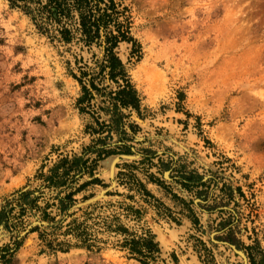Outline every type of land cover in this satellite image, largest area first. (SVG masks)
Segmentation results:
<instances>
[{
  "label": "rangeland",
  "instance_id": "obj_1",
  "mask_svg": "<svg viewBox=\"0 0 264 264\" xmlns=\"http://www.w3.org/2000/svg\"><path fill=\"white\" fill-rule=\"evenodd\" d=\"M117 2L139 51L131 57L121 43L116 54L140 107L121 112L124 134L112 131L108 140L107 131H88L95 119L109 124L99 111L105 102L94 95L89 107L78 106L81 88L69 74L79 76L75 59L91 66L100 51L50 40L24 9L0 0V208L19 190L51 199L40 189V169L99 148V137L105 146L121 139L130 154L99 160L101 184L76 195L72 211L92 207L94 217L117 215L138 234L149 230L160 247L152 264H250V255L264 264V0ZM190 172L206 182L203 209L194 191L181 188ZM140 186L155 201L144 203ZM181 200L193 202L192 213ZM129 205L143 210L139 222L126 218ZM13 223L11 231L0 226V249L15 240L21 246L0 264H140L112 238L98 252H56L29 232L36 218Z\"/></svg>",
  "mask_w": 264,
  "mask_h": 264
},
{
  "label": "trees",
  "instance_id": "obj_2",
  "mask_svg": "<svg viewBox=\"0 0 264 264\" xmlns=\"http://www.w3.org/2000/svg\"><path fill=\"white\" fill-rule=\"evenodd\" d=\"M117 1L8 0L11 6L24 9L25 14L31 17L39 31L50 40L63 45L73 44L80 50L96 48L100 51L98 58L92 57L89 62L91 66L87 63L78 67L77 65L82 63L83 59L82 57L75 59L74 66L79 76L71 70L69 74L81 88V96L77 100L78 106L85 103L89 107L94 95L100 96L105 102V109L102 108L99 111L107 115L109 124L95 119L96 128L90 126L88 131L91 135H101L107 131L108 140H111L112 131L124 134L122 121L126 116L121 112L124 110L139 113L140 107L139 97L130 83L125 64L116 54V49L121 43L131 46V57L139 51V46L130 36V22L126 9ZM105 83L114 85V90L107 92L109 86ZM80 111L85 112L84 109ZM89 115L94 117L97 113L89 112ZM104 141L105 139L97 138L96 144H102V146L86 148L80 157L58 160L46 174H43V169H40L36 175V178L42 180L43 185L40 189L52 191L53 197L44 200L43 192L17 191L12 199L6 201L0 208V226L11 231L16 226L13 220L21 223L23 218L29 215L40 223L29 232L37 233L38 240L49 250L68 252L78 248L98 252L108 243V238H112L114 239L111 243L112 247L125 252L129 258L140 264L155 263L160 256V247L149 230L138 234L124 224L117 215L94 217L92 212H88L92 207L81 211L80 216L77 215V211H72L77 203L74 198L76 195L89 186L101 184L100 180L94 177L96 163L99 160L112 155L130 154V148L121 139L113 146H105ZM90 153L95 154L94 160L85 158V155ZM86 177L88 180L80 184L79 182ZM180 185L188 192L194 191L200 200L197 206L203 209L205 206L203 203L207 201L204 197L207 186L203 176L192 172L184 173ZM135 192L144 197V203H149L147 198L155 201L141 186ZM12 202L15 203L14 207H11ZM39 202H42L41 206ZM181 202L186 211L192 213L190 207L193 202L187 203L182 200ZM123 208L126 218L127 214H131L134 217L133 221L139 222L143 214L142 209H136L130 205ZM15 209H18L17 213H14ZM207 211L210 210L207 209ZM102 235H105L107 239H102ZM20 244L15 240L13 247L6 245L1 248L0 259H5L7 256L10 259L19 249ZM249 259L250 264H263L262 260H254L252 255Z\"/></svg>",
  "mask_w": 264,
  "mask_h": 264
},
{
  "label": "water",
  "instance_id": "obj_3",
  "mask_svg": "<svg viewBox=\"0 0 264 264\" xmlns=\"http://www.w3.org/2000/svg\"><path fill=\"white\" fill-rule=\"evenodd\" d=\"M242 256V255H241ZM243 259H244V257H243Z\"/></svg>",
  "mask_w": 264,
  "mask_h": 264
}]
</instances>
